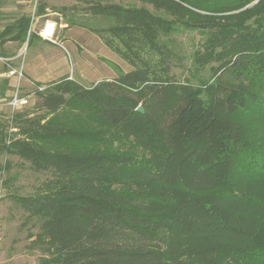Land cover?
I'll list each match as a JSON object with an SVG mask.
<instances>
[{
  "label": "trees",
  "instance_id": "1",
  "mask_svg": "<svg viewBox=\"0 0 264 264\" xmlns=\"http://www.w3.org/2000/svg\"><path fill=\"white\" fill-rule=\"evenodd\" d=\"M144 1L157 12L89 6L113 21L124 49L104 42L133 69L36 90V107L57 116L13 113L22 137L8 144L0 121V150L47 174L32 193L8 194L37 225L27 248L37 264H264V0ZM30 24L5 26L0 46L40 37ZM189 27L204 35L193 63L210 70L197 85L169 75L167 37Z\"/></svg>",
  "mask_w": 264,
  "mask_h": 264
},
{
  "label": "rangeland",
  "instance_id": "2",
  "mask_svg": "<svg viewBox=\"0 0 264 264\" xmlns=\"http://www.w3.org/2000/svg\"><path fill=\"white\" fill-rule=\"evenodd\" d=\"M39 2L46 3V11L51 14L50 17L58 24L55 35V40L58 41L57 44L45 42L46 45L56 47L57 50L52 48L53 50L48 52L44 49L43 53L46 61L33 59L34 50L37 46L42 45V41L33 39L29 47H27V43L25 47L23 46V55L18 58L17 63L14 62V64L13 59L9 62L13 66L22 65L24 61L32 62L36 65V71L42 73V77H45L44 71L56 70L51 76L63 74L68 79L75 80L85 86H90L102 80H114L121 72L134 68L121 52L110 48L104 42L105 39H112L113 46L124 49L120 42L108 31V26L113 21L105 16L92 14L89 6L97 2L103 4L114 3L125 7L144 6L152 12H157L151 3L144 0H10L5 7L10 9L8 13L18 15L24 11L35 20L37 17L35 9ZM52 9H56V11H52ZM63 22H66L68 27L67 24L65 26L60 25ZM203 36L200 29L189 27L180 28L167 37L173 39L175 51L174 57L170 60L169 75L177 83L188 82L197 85L199 79L210 76L209 65L198 69L193 63V53L203 41ZM154 58L156 59L157 56ZM136 63L138 65L139 62ZM8 68L5 59L0 57V73L6 72ZM4 79V76L0 77V121L7 122L4 129L7 135L4 141L8 144L13 137H22V135L17 133L18 126L12 118L7 120L9 111L5 105L10 96L9 92L15 86V83L13 84L15 80H11L8 84ZM58 80L33 83L22 80L19 85L23 94L30 93L29 101L28 104L15 110L14 113L28 110L27 117L35 119L40 117L41 124L57 116L55 113H47L36 107L39 98L35 91L39 85L45 88ZM5 89L8 95L1 96V92ZM138 105L142 107L141 103ZM60 113L59 117H66V115ZM4 115L6 116L4 117ZM63 121H65V118ZM68 123L74 124L73 122ZM52 140V137L43 138L46 144L48 142L52 143ZM115 143H118V141ZM121 146L120 149L122 150L129 147L128 143H123ZM7 161L11 162L9 170H0V264H37L40 256L39 250L30 251L27 248L31 236L37 231V225L31 220L27 221L25 219L22 208L8 194L12 192L20 195L32 193L35 186L44 180L47 174L33 171L28 161L5 150H0V165L5 164ZM9 175L12 176L10 184L8 187H4L1 185V180Z\"/></svg>",
  "mask_w": 264,
  "mask_h": 264
},
{
  "label": "crops",
  "instance_id": "3",
  "mask_svg": "<svg viewBox=\"0 0 264 264\" xmlns=\"http://www.w3.org/2000/svg\"><path fill=\"white\" fill-rule=\"evenodd\" d=\"M10 0H0V31L7 25L12 24L17 18H19L22 15H26L29 16V14H27L26 12H21L18 15H14L10 12V9H6L5 5L6 3H8ZM23 10V9H22ZM50 13L46 12L43 15H36V19L33 20L31 18V24H30V31L36 33L37 35L39 30L43 27V21L46 19H50L52 21H54L56 23V25L58 26L57 22L52 19L50 17ZM60 25L65 26L66 23H60ZM58 28V27H57ZM62 29H64V27H62ZM57 31V29H56ZM35 40H40L42 41V45L37 46V48L34 50V54H33V59H40V61H46V57L44 55V49L45 51H50L53 50L52 48H54L55 50L56 47H49L48 45H46L45 42L51 43V44H57L58 41H56L55 43L47 41L45 39H42L41 37H37L35 38ZM31 44V43H30ZM27 45V47L30 46ZM26 45V41L25 42H20V41H12V40H8L5 43H3L2 46H0V57L4 58V59H8L7 64L11 65L12 67H18V66H13L9 60L13 59V63H17L18 62V58L21 57V55H23L22 52V48L23 46L25 47ZM43 53V54H42ZM14 63V64H15ZM36 65L33 64L32 62H26L24 61L22 63V78L21 81L23 80L24 82H29V83H33V82H50L52 80L55 79H60L61 77L65 76V75H61V74H57V75H53L56 72V70H51V71H44V75L45 77H42V73L40 74V72L36 71ZM8 70V69H7ZM7 70L6 72H1L0 73V77L4 76V81L5 82H10L11 80H15L13 81V84L16 83V77L15 76H10L7 74ZM41 70V69H40ZM9 84V83H8ZM10 91V90H9ZM12 92V90H11ZM11 92H9L11 94ZM8 95V93L6 92V89L3 90L1 92V96L3 95ZM9 94V95H10Z\"/></svg>",
  "mask_w": 264,
  "mask_h": 264
},
{
  "label": "built area",
  "instance_id": "4",
  "mask_svg": "<svg viewBox=\"0 0 264 264\" xmlns=\"http://www.w3.org/2000/svg\"><path fill=\"white\" fill-rule=\"evenodd\" d=\"M56 29H57L56 23L50 19H46L43 21V27L39 30L38 34L42 39L55 43ZM7 61L8 59H5L6 63ZM7 65L9 67L7 70V74L16 77L15 86L9 98L5 102V105L7 106L9 111L7 113L8 114L7 117L12 118L15 110H18L21 107L28 104L30 93L23 94L19 85L22 78V65H19L18 67H12L9 64ZM43 89L44 86L39 85L36 90H43Z\"/></svg>",
  "mask_w": 264,
  "mask_h": 264
},
{
  "label": "water",
  "instance_id": "5",
  "mask_svg": "<svg viewBox=\"0 0 264 264\" xmlns=\"http://www.w3.org/2000/svg\"><path fill=\"white\" fill-rule=\"evenodd\" d=\"M136 110L139 111V112L143 111V109H142V107L140 105L137 106Z\"/></svg>",
  "mask_w": 264,
  "mask_h": 264
}]
</instances>
